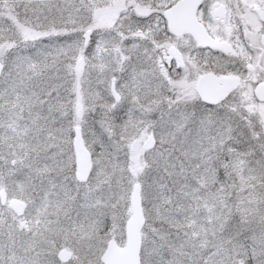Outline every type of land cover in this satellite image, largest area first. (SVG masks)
<instances>
[{"label":"snow or ice","instance_id":"obj_1","mask_svg":"<svg viewBox=\"0 0 264 264\" xmlns=\"http://www.w3.org/2000/svg\"><path fill=\"white\" fill-rule=\"evenodd\" d=\"M0 264H264V0H0Z\"/></svg>","mask_w":264,"mask_h":264}]
</instances>
